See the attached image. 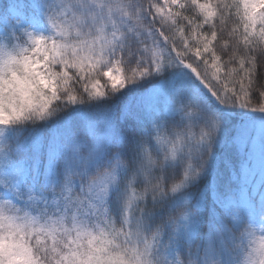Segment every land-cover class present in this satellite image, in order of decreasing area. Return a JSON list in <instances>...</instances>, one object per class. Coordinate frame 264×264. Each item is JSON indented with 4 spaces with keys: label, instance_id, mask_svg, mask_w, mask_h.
Returning <instances> with one entry per match:
<instances>
[{
    "label": "snow or ice",
    "instance_id": "6c2138e0",
    "mask_svg": "<svg viewBox=\"0 0 264 264\" xmlns=\"http://www.w3.org/2000/svg\"><path fill=\"white\" fill-rule=\"evenodd\" d=\"M0 264H264V0H0Z\"/></svg>",
    "mask_w": 264,
    "mask_h": 264
}]
</instances>
